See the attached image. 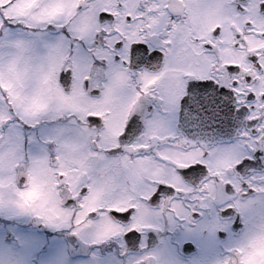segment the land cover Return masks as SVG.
<instances>
[{
    "label": "snow or ice",
    "instance_id": "1",
    "mask_svg": "<svg viewBox=\"0 0 264 264\" xmlns=\"http://www.w3.org/2000/svg\"><path fill=\"white\" fill-rule=\"evenodd\" d=\"M0 264H264V0H0Z\"/></svg>",
    "mask_w": 264,
    "mask_h": 264
}]
</instances>
